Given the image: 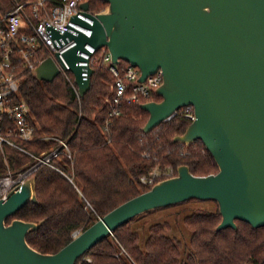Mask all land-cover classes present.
Here are the masks:
<instances>
[{
    "label": "water",
    "instance_id": "1",
    "mask_svg": "<svg viewBox=\"0 0 264 264\" xmlns=\"http://www.w3.org/2000/svg\"><path fill=\"white\" fill-rule=\"evenodd\" d=\"M104 1L107 10L97 14L92 36L79 35V45L65 53L81 95L91 78L80 76L76 51L87 41L96 48L106 45L113 63L137 66L138 81L161 69L163 81L154 93L162 99L140 105L149 113L143 132L193 105L196 119L172 141L201 140L218 171L195 175L179 165L176 175L114 207L55 253L27 242L28 232L44 220L6 223L27 202H38L32 175L7 199L0 198V264H75L132 217L190 199L216 201L221 214L216 230L237 228V219L264 225V0ZM82 6L88 8V2ZM32 73L52 82L59 70L48 57Z\"/></svg>",
    "mask_w": 264,
    "mask_h": 264
},
{
    "label": "trees",
    "instance_id": "2",
    "mask_svg": "<svg viewBox=\"0 0 264 264\" xmlns=\"http://www.w3.org/2000/svg\"><path fill=\"white\" fill-rule=\"evenodd\" d=\"M107 2L92 0L91 7L104 9ZM13 7L11 0H0V11ZM113 74L96 65L90 89L78 102L61 77L52 82L37 79L32 71L22 72L20 100L28 107V119L36 134L67 140L73 160L61 155L55 162L72 178L42 165L35 172L38 202H27L6 223L18 218L44 222L27 234V242L42 253H55L100 217L125 201L148 191L152 185L141 182L154 168L165 171L181 164L195 175L216 173L218 166L201 140L188 145L173 142L190 124L177 114L159 126L143 132L149 113L141 108L148 99L123 101L120 115L104 130ZM151 100H161L155 93ZM20 144L40 153L56 146L52 139L22 141ZM149 154V157L144 154ZM31 162L21 150L6 145L0 149V175L8 168L17 171ZM171 177V176H170ZM168 178L160 176L157 181ZM198 199H190L185 202ZM156 210V209H153ZM149 210L116 227L112 233L89 248L75 264H264V225L253 227L237 219V228L216 230L221 221L218 205L213 211L192 212L183 219L190 237L183 243L167 234V222H155L140 244L133 222Z\"/></svg>",
    "mask_w": 264,
    "mask_h": 264
},
{
    "label": "built area",
    "instance_id": "3",
    "mask_svg": "<svg viewBox=\"0 0 264 264\" xmlns=\"http://www.w3.org/2000/svg\"><path fill=\"white\" fill-rule=\"evenodd\" d=\"M13 7L0 11V149L6 145L17 148L31 157V162L17 171L9 170L0 175V198L7 199L15 187H20L42 165H47L72 178L57 163L61 155L73 160L67 140L52 135L38 136L34 125L28 119L27 104L20 100L22 72L32 71L44 59L51 58L59 73L71 86L78 102L81 92L75 77L70 75V64L65 53L79 45L78 36L91 37L97 14L107 9L96 10L91 7L92 0H11ZM88 2V8L82 3ZM57 31L58 34H54ZM80 57L76 65L80 66L82 79L91 78L90 69L96 65L107 67L113 74L111 94L105 98L108 115L103 126L108 130L114 116L120 115L123 101L135 102L139 98L150 97L163 81V72L158 69L148 75L144 81H138L140 70L130 62L121 60L113 63L106 45L96 48L85 42L76 51ZM180 114L188 121L196 119L194 106L191 104L178 108L167 118ZM164 121V122H166ZM52 139L56 146L46 151L34 153L24 148L20 142ZM188 145V144H185ZM144 156L149 157L145 153ZM173 169L160 171L154 168L141 177V182L154 185L160 176H172ZM79 231H74L76 236Z\"/></svg>",
    "mask_w": 264,
    "mask_h": 264
},
{
    "label": "rangeland",
    "instance_id": "4",
    "mask_svg": "<svg viewBox=\"0 0 264 264\" xmlns=\"http://www.w3.org/2000/svg\"><path fill=\"white\" fill-rule=\"evenodd\" d=\"M70 75L74 77L72 71L70 72ZM61 76L62 74L58 73L56 77ZM9 170L12 169L8 168L7 171ZM216 206L217 203L214 200H194L157 208L156 210L137 218L133 222V228L140 235V244H143V241L148 235V228L151 224L155 222H167L169 225L167 234L178 238L187 250L186 246L189 241L190 232L183 222L184 217L192 212L213 211Z\"/></svg>",
    "mask_w": 264,
    "mask_h": 264
}]
</instances>
